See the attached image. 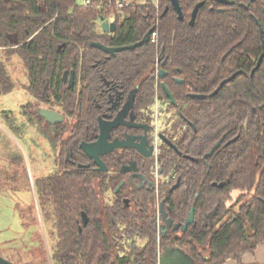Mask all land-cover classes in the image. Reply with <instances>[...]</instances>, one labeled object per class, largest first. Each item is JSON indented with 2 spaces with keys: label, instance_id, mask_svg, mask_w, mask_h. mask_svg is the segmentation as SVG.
<instances>
[{
  "label": "trees",
  "instance_id": "trees-1",
  "mask_svg": "<svg viewBox=\"0 0 264 264\" xmlns=\"http://www.w3.org/2000/svg\"><path fill=\"white\" fill-rule=\"evenodd\" d=\"M101 1L83 7L76 0H0V96L22 89L32 98L15 110H1L0 124L31 164L42 140L53 152L70 147L75 164H83L78 143L93 114L89 97L97 96L102 79L124 92L138 81L137 106L153 104L156 93L163 95L151 77L160 57L167 72L163 82L191 123L177 146L189 158L167 152V173L173 169L180 179L167 191V213L181 224L194 206L195 225L172 244L196 264L238 261L264 242V0H178L182 19L168 0L157 5L133 0L119 12L99 9ZM103 21L114 23V31H103ZM150 29L154 38L150 34L148 42L112 56L90 46H127ZM14 34L17 44L7 38ZM70 70L76 84L66 88L62 74ZM173 77L183 82L176 84ZM41 97L74 118L70 137L61 141L63 125L56 135L41 125L35 111ZM63 161L30 183L21 150L0 128V194H31V187L34 192L25 207L17 204L20 238L4 242L0 256L15 264H157L156 234L148 219L139 223L117 206L102 207L99 174ZM233 192L239 194L228 204ZM215 206L211 227L207 214Z\"/></svg>",
  "mask_w": 264,
  "mask_h": 264
},
{
  "label": "flooded vegetation",
  "instance_id": "flooded-vegetation-1",
  "mask_svg": "<svg viewBox=\"0 0 264 264\" xmlns=\"http://www.w3.org/2000/svg\"><path fill=\"white\" fill-rule=\"evenodd\" d=\"M155 5H157V0ZM108 23L112 22L109 21ZM160 60L159 57L151 77L154 79L156 87L160 85L163 95H157L156 93L153 104L144 108H139L136 104V96L139 90L138 81L124 92L114 83L102 79L97 96L89 97L88 106L89 109L93 110V114H89L92 116L91 121L84 126V140L78 143V148L85 160L83 164H75L73 160L75 155L70 147L53 152L46 140H42V146L36 148L38 158L35 156L36 161L38 160L42 166L49 159L52 165L50 170L57 168L63 158V162H69L79 168L85 167L91 172L98 173L100 177L95 179V184L97 183L98 196L102 207L117 206L121 211L134 214L139 223L148 219L156 234L157 259L168 244L175 246L172 241H177L180 234L183 233L180 227L185 221L181 224L175 223L167 213V191L175 189L180 180L174 172L175 170L171 169L167 173V152L173 151L178 159L182 156L189 158L177 146L188 126H191V123L184 121L181 110L178 109L171 93L163 82L167 78V72L159 65ZM163 64L162 61L161 65ZM70 77H72L71 80ZM172 79L176 84L183 82L177 77ZM62 82L66 88H71L76 84L73 70L68 73L63 72ZM167 92L173 100L169 98ZM196 95L202 94H191L190 96L197 98ZM202 96L205 97V95ZM28 101L30 100L25 103ZM171 104L174 106L171 107ZM37 109L53 110L64 117L62 122L54 124L55 132H53L52 126L43 118L41 124L44 127L48 126L53 135L57 134V127L63 125V131L59 135L61 141L72 135L71 126L74 118L67 116L59 106L53 103H45L41 97V102L35 107L36 113ZM98 136H101L102 146L100 149L104 151L99 158L106 168L102 171L98 170L93 157L86 154L80 147L82 143L90 145L96 142ZM110 144H115L116 147L109 149ZM45 146L49 148L48 153L43 151ZM190 160L197 162L196 158L190 157ZM167 218L172 221L171 226L168 228ZM175 224H179L180 227L173 231L172 228ZM189 225H195L194 212L193 222ZM210 226H213V220ZM202 259L206 258L202 256ZM194 264H196L195 260Z\"/></svg>",
  "mask_w": 264,
  "mask_h": 264
},
{
  "label": "water",
  "instance_id": "water-1",
  "mask_svg": "<svg viewBox=\"0 0 264 264\" xmlns=\"http://www.w3.org/2000/svg\"><path fill=\"white\" fill-rule=\"evenodd\" d=\"M168 1L170 2L172 8L175 10L177 17L179 19H182V12H181L178 0H168ZM215 1L220 2V3H224V4L228 3L227 0H215ZM201 5H202V2H199L194 6V8L191 12L190 24L193 23L195 16H196V13H197V10ZM101 27L105 32H113L115 25H114V23H108V22L103 21L101 23ZM151 32H152V29H150L146 33V35L144 36V38L141 41L136 42L132 45H128V46L107 47V46H105L101 43H98V42H91L90 46L97 48V49H99V50H101L107 54L114 55L116 52H119L122 50L133 49L135 47L142 45L145 42H148ZM7 38L11 43L17 44V36L15 34L13 36L7 35ZM71 75H72V73H71ZM161 76H163V75H161ZM71 78L72 77H70V80H71ZM228 80L229 79H226L225 81H223L219 85V87L211 95L215 94L219 90V88ZM177 82H180V81H177ZM167 94H168L169 98L171 100H173L171 95L168 92H167ZM193 97H195V96H193ZM196 97L201 98V99L204 98V96H202V95H196ZM37 114L52 126L53 132H55L54 124L58 123V122H62L64 120V117L61 114H59L53 110L37 109ZM232 141H234V139H232ZM219 145H220V142L216 143V145L206 155L207 156L211 155L213 153V151L215 150V148H217ZM101 146H102L101 136H98V140L96 142L90 144V145L85 144V143H82L80 145L81 149L86 154L93 157L94 163L97 165L98 170H100V171L106 169L105 166L103 165V163L100 161V158H99V156L101 154H103V152H104L100 149ZM114 147H116L115 144L109 145V149L114 148ZM220 186H222V185H220ZM217 208L218 207L216 206L211 212L208 213V219H209L210 225H212L213 216L217 212ZM193 212H194V207L191 208L190 213H189L187 219L185 220V222L183 223V225L180 227L179 224H175L173 226L172 230L175 231L180 227L181 232H184L186 230V228L188 227V225L193 222ZM81 217H82V224L86 225L87 221H88V217L86 216L85 213H82ZM171 224H172L171 219L167 218V228L170 227ZM157 261H158V264H194L193 258H191L182 249L175 247L171 244H168L167 248L162 250V252L158 255ZM0 264H15V263H12V262H10V261H8L5 258L0 256Z\"/></svg>",
  "mask_w": 264,
  "mask_h": 264
},
{
  "label": "rangeland",
  "instance_id": "rangeland-1",
  "mask_svg": "<svg viewBox=\"0 0 264 264\" xmlns=\"http://www.w3.org/2000/svg\"><path fill=\"white\" fill-rule=\"evenodd\" d=\"M150 1H152L153 3L156 2V0H150ZM136 2L138 4H144V3H146V0H136ZM18 77L22 81H24V79L22 78V75L20 73L18 74ZM27 100H31L29 94H27L22 89H16L7 95L0 96V111L3 109L15 110L21 104L25 103ZM0 128L13 140V142L21 150V152L25 158V161H26L27 173H28V178L30 180V183L33 182L35 176L42 174V173H45V172H48L51 169L52 165H51V162L49 159H48V161L46 160L44 162V166H42L38 162V160L36 162H34V164L29 163L28 160L26 159L27 158L26 152L24 151L23 147L19 144V142L15 138H13L2 127L1 124H0ZM43 148H44L43 151H46L47 153L49 152L48 146H45ZM36 153H37V150L34 151V156H36ZM36 158H38V157L36 156ZM32 170H34V174L32 173ZM238 194H239L238 192H233L231 194V199L228 202V204L233 202ZM33 196H34V192H33L32 187H31V194L29 192H27V193L24 192V193H19V194L7 193L6 195L0 194V247H2L3 244H5L4 242H8V241H11L13 239H19L20 238L19 234H21L22 227L20 224L19 217L17 215L16 206H17V204H19L20 206L25 207L31 201ZM35 209H36V215L38 216V219H39V226L41 228V232H42L43 237L45 239V234H44V230L42 228V224H41L42 222L40 220L39 211L37 210V206ZM26 237H27V235H26ZM10 244H11V246H13L12 243H10ZM15 244L18 247V244L17 243H15ZM46 245H47V242H46ZM7 246H10V245H6L5 247H7ZM204 255H206V254H204ZM4 258L7 259V257H5V256H4Z\"/></svg>",
  "mask_w": 264,
  "mask_h": 264
},
{
  "label": "crops",
  "instance_id": "crops-1",
  "mask_svg": "<svg viewBox=\"0 0 264 264\" xmlns=\"http://www.w3.org/2000/svg\"><path fill=\"white\" fill-rule=\"evenodd\" d=\"M222 264H264V242L256 245L252 251L241 254L238 261L231 258Z\"/></svg>",
  "mask_w": 264,
  "mask_h": 264
},
{
  "label": "built area",
  "instance_id": "built-area-1",
  "mask_svg": "<svg viewBox=\"0 0 264 264\" xmlns=\"http://www.w3.org/2000/svg\"><path fill=\"white\" fill-rule=\"evenodd\" d=\"M133 0H103L101 1L98 6L99 9H112L116 12H119L121 9H123L126 6L131 5ZM76 3L83 7H89L92 5V0H76ZM151 37H155V33H151Z\"/></svg>",
  "mask_w": 264,
  "mask_h": 264
}]
</instances>
